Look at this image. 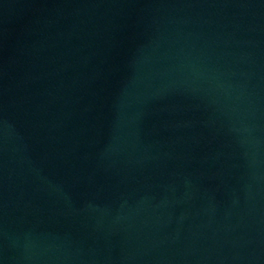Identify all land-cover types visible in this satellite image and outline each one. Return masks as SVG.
Wrapping results in <instances>:
<instances>
[{
    "label": "water",
    "instance_id": "95a60500",
    "mask_svg": "<svg viewBox=\"0 0 264 264\" xmlns=\"http://www.w3.org/2000/svg\"><path fill=\"white\" fill-rule=\"evenodd\" d=\"M0 264H264V0H0Z\"/></svg>",
    "mask_w": 264,
    "mask_h": 264
}]
</instances>
